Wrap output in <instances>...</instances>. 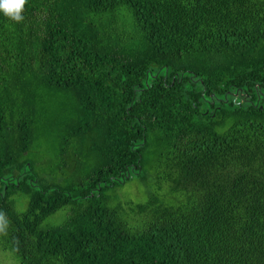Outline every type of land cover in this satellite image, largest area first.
I'll list each match as a JSON object with an SVG mask.
<instances>
[{
	"label": "trees",
	"instance_id": "trees-1",
	"mask_svg": "<svg viewBox=\"0 0 264 264\" xmlns=\"http://www.w3.org/2000/svg\"><path fill=\"white\" fill-rule=\"evenodd\" d=\"M21 16L0 12V251L264 264V0H26ZM150 172L145 201L111 204Z\"/></svg>",
	"mask_w": 264,
	"mask_h": 264
},
{
	"label": "rangeland",
	"instance_id": "rangeland-1",
	"mask_svg": "<svg viewBox=\"0 0 264 264\" xmlns=\"http://www.w3.org/2000/svg\"><path fill=\"white\" fill-rule=\"evenodd\" d=\"M41 152L39 153L43 159H46V169L52 168L54 165L52 158V147L47 142L41 143ZM51 179H49L50 181ZM155 181L153 179V174L150 172V177L148 183H143L138 180H132L126 183L122 188H117L116 190H110L107 192V196L111 199V204L122 203L126 201H131L132 203H141L147 199V193L149 190H153L155 187ZM23 207H20L18 210L22 211ZM64 217V211H59L53 216L49 217L46 220V223L57 224ZM0 264H13L12 260L7 254H4L0 251Z\"/></svg>",
	"mask_w": 264,
	"mask_h": 264
},
{
	"label": "clouds",
	"instance_id": "clouds-1",
	"mask_svg": "<svg viewBox=\"0 0 264 264\" xmlns=\"http://www.w3.org/2000/svg\"><path fill=\"white\" fill-rule=\"evenodd\" d=\"M26 0H0V12L5 17L19 22L22 19L21 12Z\"/></svg>",
	"mask_w": 264,
	"mask_h": 264
}]
</instances>
